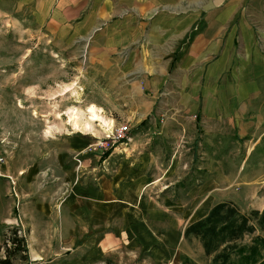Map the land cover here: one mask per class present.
<instances>
[{
	"label": "rangeland",
	"instance_id": "374dc122",
	"mask_svg": "<svg viewBox=\"0 0 264 264\" xmlns=\"http://www.w3.org/2000/svg\"><path fill=\"white\" fill-rule=\"evenodd\" d=\"M32 8L0 0V231L18 228L27 264H211L199 238L184 237L187 224L220 201L241 213L264 209V0H176V11L201 13L193 36L201 24L222 33L209 34L220 42L209 38L194 52L186 43L168 69L161 60L154 95L146 89L133 101L95 100L98 87L85 77L87 35L61 33ZM144 101L148 113L131 115ZM91 105L113 126L127 125L128 139H107L104 149L109 131L98 122L93 133L74 130L68 110L84 122ZM118 169L144 175L143 200L156 207L128 225L116 214L102 228L110 244L96 253L99 237L77 230L61 204L75 183L99 174L124 181ZM256 234L264 229L242 242Z\"/></svg>",
	"mask_w": 264,
	"mask_h": 264
},
{
	"label": "crops",
	"instance_id": "0c3cea01",
	"mask_svg": "<svg viewBox=\"0 0 264 264\" xmlns=\"http://www.w3.org/2000/svg\"><path fill=\"white\" fill-rule=\"evenodd\" d=\"M26 2L33 5L32 10L38 19L50 17V20L56 21L60 25L58 29L61 33L67 29L78 36L87 35L89 42L85 77L87 84L98 87L99 93L96 91V95H99L95 100L122 97V100L133 101L135 95L143 98L146 89L154 95L156 86L160 84L157 76H165L163 71H159L161 60H165L166 66L163 69H168L167 62L171 61L174 53L183 49L186 43V49L194 52L208 45L210 39L214 41V45L220 42L209 37L214 31L208 33L201 24L194 28L193 36V20L196 23L201 20L202 18H198L201 13L193 18L191 12L176 11V0ZM205 20H208L207 16ZM207 25L209 26L208 23ZM191 35L192 38L186 41ZM212 35L218 36L222 33ZM183 53L181 60L186 52ZM127 84H131L128 90L124 87ZM89 104H94L105 112L102 103L93 100ZM148 111L149 105L144 101L131 108V115H146ZM116 172V179L125 180L112 183L108 177L99 174V179L87 186L75 183L61 204V207L65 205L68 218L74 227H80L77 230L87 232L89 237L94 234L99 237L96 239V253L105 250L106 243L110 244L112 235L102 232V228H109L116 214L128 225L141 221L148 214L147 210L150 213L149 207H156L154 201L143 200L146 179L144 175L121 169ZM94 178L93 175L92 179ZM152 212L156 217L161 216L159 210ZM71 233L75 236L74 231Z\"/></svg>",
	"mask_w": 264,
	"mask_h": 264
},
{
	"label": "trees",
	"instance_id": "16d2710c",
	"mask_svg": "<svg viewBox=\"0 0 264 264\" xmlns=\"http://www.w3.org/2000/svg\"><path fill=\"white\" fill-rule=\"evenodd\" d=\"M257 226L264 229V209L241 213L232 202L220 201L205 216L188 223L183 235L199 238L211 264H264V235L256 234L249 242H242ZM27 263L24 236L16 226H5L0 231V264Z\"/></svg>",
	"mask_w": 264,
	"mask_h": 264
},
{
	"label": "bare ground",
	"instance_id": "6f19581e",
	"mask_svg": "<svg viewBox=\"0 0 264 264\" xmlns=\"http://www.w3.org/2000/svg\"><path fill=\"white\" fill-rule=\"evenodd\" d=\"M101 112L99 109L91 105L86 111L88 118L86 120L84 119V122H80L78 111L72 108L68 110V123L74 130L93 133V124L98 122L99 125L104 128L103 130L106 129L110 131L113 127V121L106 119Z\"/></svg>",
	"mask_w": 264,
	"mask_h": 264
},
{
	"label": "built area",
	"instance_id": "2783aa9c",
	"mask_svg": "<svg viewBox=\"0 0 264 264\" xmlns=\"http://www.w3.org/2000/svg\"><path fill=\"white\" fill-rule=\"evenodd\" d=\"M128 127L127 125H118V126H113L112 130L106 133V136L104 140H102L101 143V148L107 149V139H111L112 143L113 142H119V141H126L128 139ZM4 159L3 156L0 155V165L3 163Z\"/></svg>",
	"mask_w": 264,
	"mask_h": 264
}]
</instances>
